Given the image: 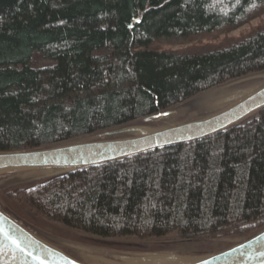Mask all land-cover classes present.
Segmentation results:
<instances>
[{
    "label": "trees",
    "instance_id": "1",
    "mask_svg": "<svg viewBox=\"0 0 264 264\" xmlns=\"http://www.w3.org/2000/svg\"><path fill=\"white\" fill-rule=\"evenodd\" d=\"M262 14L264 0H0V153L83 143L264 72V24L220 45L157 48ZM34 53L50 63L35 67ZM42 179L1 194L101 238L228 240L196 262L264 230V108L200 140Z\"/></svg>",
    "mask_w": 264,
    "mask_h": 264
},
{
    "label": "rangeland",
    "instance_id": "2",
    "mask_svg": "<svg viewBox=\"0 0 264 264\" xmlns=\"http://www.w3.org/2000/svg\"><path fill=\"white\" fill-rule=\"evenodd\" d=\"M263 24L264 14L227 32L207 35L177 44L162 43L157 48L160 50H183L202 45H220L243 38L254 28ZM32 63L35 67H40L49 64L50 61L40 53H34ZM263 82L264 72L255 73L215 87L183 103L170 106L150 118L96 132L86 136L85 140H120L144 134L147 131L171 127V125L198 121L238 101L243 94L255 91ZM64 171L59 168L0 171V210L42 242L82 264H188L190 261H195L200 255H207L229 245L228 240L224 239L201 243L183 241L173 233L146 240L134 236L101 238L71 228L61 222L48 221L32 212L26 205L8 200L1 194L5 190L28 189L41 182L42 178Z\"/></svg>",
    "mask_w": 264,
    "mask_h": 264
},
{
    "label": "water",
    "instance_id": "3",
    "mask_svg": "<svg viewBox=\"0 0 264 264\" xmlns=\"http://www.w3.org/2000/svg\"><path fill=\"white\" fill-rule=\"evenodd\" d=\"M264 108V86L207 118L120 140L86 141L51 149L0 153V171L37 168L70 169L109 162L161 147L200 140L218 133ZM100 148L93 154L89 151ZM0 221L39 255L54 264H82L42 242L0 210ZM0 264H37L0 234ZM190 264H264V230L219 253Z\"/></svg>",
    "mask_w": 264,
    "mask_h": 264
},
{
    "label": "bare ground",
    "instance_id": "4",
    "mask_svg": "<svg viewBox=\"0 0 264 264\" xmlns=\"http://www.w3.org/2000/svg\"><path fill=\"white\" fill-rule=\"evenodd\" d=\"M100 148H96L88 152V154H93L97 152ZM0 234L16 249H18L22 254L27 256L30 260L37 264H54L47 259L43 258L39 255L35 250L30 248L27 244H25L19 235L15 234L7 225L3 224L0 221Z\"/></svg>",
    "mask_w": 264,
    "mask_h": 264
},
{
    "label": "flooded vegetation",
    "instance_id": "5",
    "mask_svg": "<svg viewBox=\"0 0 264 264\" xmlns=\"http://www.w3.org/2000/svg\"><path fill=\"white\" fill-rule=\"evenodd\" d=\"M131 137H133V136H131Z\"/></svg>",
    "mask_w": 264,
    "mask_h": 264
}]
</instances>
